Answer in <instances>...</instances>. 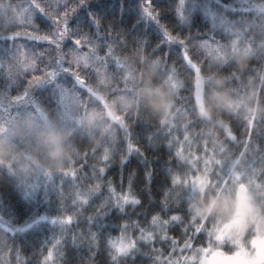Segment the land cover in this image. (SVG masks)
<instances>
[{
	"label": "trees",
	"instance_id": "trees-1",
	"mask_svg": "<svg viewBox=\"0 0 264 264\" xmlns=\"http://www.w3.org/2000/svg\"><path fill=\"white\" fill-rule=\"evenodd\" d=\"M17 5L28 23L0 16V264H198L223 199L189 195V157L213 136L264 159V0H0ZM36 166L51 186H30Z\"/></svg>",
	"mask_w": 264,
	"mask_h": 264
},
{
	"label": "rangeland",
	"instance_id": "rangeland-1",
	"mask_svg": "<svg viewBox=\"0 0 264 264\" xmlns=\"http://www.w3.org/2000/svg\"><path fill=\"white\" fill-rule=\"evenodd\" d=\"M1 15L6 16V21L28 23V14L20 5L8 6V8L1 6ZM231 51L233 50L227 48L215 49L219 55L232 54ZM66 108L62 112L64 117L67 116L69 108L72 109L70 102L66 103ZM198 109L204 114L201 102L198 104ZM26 125L29 127L33 124ZM226 133L231 138L228 130ZM15 140L12 138L8 141L4 140L9 142L7 143L9 145L5 144L2 148L4 155L18 156L19 146L10 144L16 142ZM208 141L211 142L212 148L206 160L196 153L189 157L188 165L191 166V173L187 176V192L191 196H201L206 189L212 193L216 191L214 197H221L223 201L220 216L218 220L211 222L212 229L209 234L210 239L215 241L218 247H215L214 243L213 246L202 250L199 253L198 264H264V212L261 211L264 210V200L260 207L255 203L258 195L264 197V184L261 187L258 184V177L264 175V159H261V153H254L257 150L249 145L240 152V159H234L230 156V152L224 154L227 148L217 144L215 137L212 136ZM244 155L249 160V164L246 163ZM215 165L217 170L214 168ZM47 170L48 167L36 166L34 170L36 174L32 178L37 180L30 182V186L38 187V181L47 182L51 186L52 180ZM129 244L130 242L121 235L112 242V247L115 254H124ZM226 244L233 250L228 253L219 250L221 245Z\"/></svg>",
	"mask_w": 264,
	"mask_h": 264
}]
</instances>
